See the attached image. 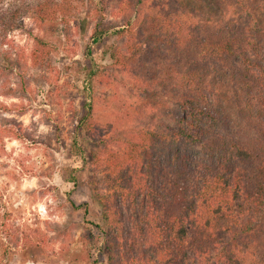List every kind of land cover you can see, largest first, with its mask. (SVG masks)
<instances>
[{"label": "trees", "instance_id": "obj_1", "mask_svg": "<svg viewBox=\"0 0 264 264\" xmlns=\"http://www.w3.org/2000/svg\"><path fill=\"white\" fill-rule=\"evenodd\" d=\"M84 1L97 14L96 40L107 31L100 19L107 0ZM164 1L125 8L116 32L122 48L108 50L127 75L131 105L122 119L147 126L102 145L93 138V101L82 103L77 134L92 137L73 154L82 157L101 215L98 257L105 264H264V24L239 33L196 30L183 7ZM36 10L40 24L51 23L46 4ZM53 50L49 38H37L31 67L48 65ZM86 71L93 92L100 74Z\"/></svg>", "mask_w": 264, "mask_h": 264}, {"label": "rangeland", "instance_id": "obj_2", "mask_svg": "<svg viewBox=\"0 0 264 264\" xmlns=\"http://www.w3.org/2000/svg\"><path fill=\"white\" fill-rule=\"evenodd\" d=\"M136 1L107 0L100 17L107 31L96 40L97 14L84 0L0 2V264H105L97 251L100 211L88 173L81 170L82 157L73 152L92 137L78 135L76 128L86 100L93 101L98 125L93 138L102 145L126 142L128 131L142 124L122 119L131 105L127 75L108 54L110 48H122L125 38L117 39L116 32L124 28L125 8ZM154 1L159 3L148 0ZM41 3L47 5L50 24L38 21ZM168 3L183 7L196 30L205 24L239 33L264 24V0ZM37 38H49L54 48L41 69L31 67ZM88 67L100 74L92 81L93 92L87 90ZM71 176L75 183L67 182Z\"/></svg>", "mask_w": 264, "mask_h": 264}]
</instances>
